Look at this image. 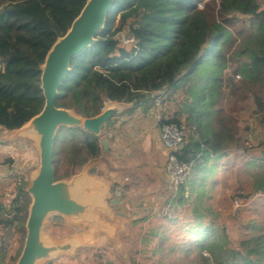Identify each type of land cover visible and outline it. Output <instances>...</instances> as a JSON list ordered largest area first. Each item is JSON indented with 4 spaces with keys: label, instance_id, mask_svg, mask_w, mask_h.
Returning <instances> with one entry per match:
<instances>
[{
    "label": "trees",
    "instance_id": "trees-1",
    "mask_svg": "<svg viewBox=\"0 0 264 264\" xmlns=\"http://www.w3.org/2000/svg\"><path fill=\"white\" fill-rule=\"evenodd\" d=\"M86 1L0 0V127L18 129L42 110L40 65ZM124 31L135 36V46L121 45L119 36ZM230 66L233 78L227 86ZM234 76L241 78L238 84L232 81ZM239 87L264 109V8L260 0H115L98 41L72 60L56 105L93 117L104 108V97L132 103V113L141 105L155 108L162 92L184 91L193 102L184 106L189 136L177 158L196 177L205 178L213 173L203 170L211 158H221L227 149L240 144L239 128L221 107L228 98L225 89ZM171 121L182 123L177 118ZM102 153L98 137L80 128H61L54 154L57 179L78 173ZM192 175L188 183L196 181ZM187 186L178 189L176 204L185 202ZM25 188L23 182L17 186L9 209L0 204V226L22 233L21 249L31 202ZM192 230L202 262L264 264V231L232 247L224 232L212 225L199 223ZM6 250V241L0 240V264H4Z\"/></svg>",
    "mask_w": 264,
    "mask_h": 264
},
{
    "label": "rangeland",
    "instance_id": "rangeland-1",
    "mask_svg": "<svg viewBox=\"0 0 264 264\" xmlns=\"http://www.w3.org/2000/svg\"><path fill=\"white\" fill-rule=\"evenodd\" d=\"M260 2L264 6V0ZM232 71L231 66L226 71L227 86L233 78ZM240 80L234 76L232 81L238 84ZM242 89L226 88L230 99L225 97L221 103L224 115L233 118L239 128L240 144L227 149L221 158H211L203 170L213 173L205 178L196 177L190 171L196 181L188 183V176L183 204L175 203L179 191L170 189L167 184L162 199L153 204L155 207L151 212H141L138 222H131L136 217L137 205L132 210L127 207L121 210L125 214L124 220L129 222L120 232L123 252L101 243L46 264H207L199 260L194 248L197 236L192 229L199 223L202 227L212 225L220 229L232 247H238L242 239L264 231V109L258 106L252 94L244 96ZM191 102L193 98L184 91L162 94L161 112L171 119H180L187 126L184 106ZM110 104L105 102L104 108ZM24 179L23 183L27 185L29 179ZM20 183V177L13 176L9 187L0 193V200L5 201L7 209ZM126 203L132 202L128 199ZM45 231L59 240L80 234L84 229L69 225L61 217H54ZM0 240L7 243L4 264H15L13 258L22 251V233L0 226Z\"/></svg>",
    "mask_w": 264,
    "mask_h": 264
},
{
    "label": "water",
    "instance_id": "water-1",
    "mask_svg": "<svg viewBox=\"0 0 264 264\" xmlns=\"http://www.w3.org/2000/svg\"><path fill=\"white\" fill-rule=\"evenodd\" d=\"M114 1H86L70 28L56 39L40 65L42 110L4 137L8 141L32 142L39 158L37 167L29 173L25 188L31 202L25 222L24 245L15 264H46L101 243L123 252L120 232L129 222L124 220L119 206L125 191L115 188L117 173H94L100 158L89 160L78 173L63 179H57L54 166L55 145L61 128L75 127L93 134L108 153V123L131 108L132 103L112 102L98 115L84 117L75 109L56 105L61 85L71 71L72 60L98 41ZM54 217H61L73 227H83L84 232L58 240L45 231Z\"/></svg>",
    "mask_w": 264,
    "mask_h": 264
},
{
    "label": "crops",
    "instance_id": "crops-1",
    "mask_svg": "<svg viewBox=\"0 0 264 264\" xmlns=\"http://www.w3.org/2000/svg\"><path fill=\"white\" fill-rule=\"evenodd\" d=\"M103 100L104 103H112L110 99L103 97ZM129 106L132 108L133 104ZM131 108L118 115L114 122L108 123L106 135L109 152L103 151L93 172L102 175L117 173L115 188L125 186L121 188L125 195L121 198L119 206L121 210L126 207L132 210L135 209L134 205H137L134 212L136 217L131 220L135 223L139 221L137 218L141 212H151L155 207L153 204L163 197L162 192L168 184V151L161 141L154 107L141 105L130 113ZM9 132L0 127V169L6 173L5 180L0 183V193L9 187L13 176L20 177L21 183L25 180L24 177L29 179V173L39 163L35 145L27 140H5L4 137ZM128 199L132 203H126ZM0 204L6 206L2 199Z\"/></svg>",
    "mask_w": 264,
    "mask_h": 264
},
{
    "label": "built area",
    "instance_id": "built-area-1",
    "mask_svg": "<svg viewBox=\"0 0 264 264\" xmlns=\"http://www.w3.org/2000/svg\"><path fill=\"white\" fill-rule=\"evenodd\" d=\"M121 45L125 47L135 46L137 39L130 31H124L119 36ZM155 120L161 131V141L168 151L167 155V179L170 189L178 190L187 182L191 167L181 163L177 158L179 152L185 145L189 129L185 124L172 122L171 118L161 112V98H158L155 107ZM6 178V173L0 169V183Z\"/></svg>",
    "mask_w": 264,
    "mask_h": 264
}]
</instances>
